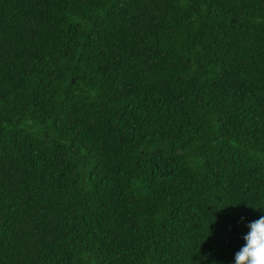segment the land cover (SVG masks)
Instances as JSON below:
<instances>
[{
    "label": "trees",
    "instance_id": "obj_1",
    "mask_svg": "<svg viewBox=\"0 0 264 264\" xmlns=\"http://www.w3.org/2000/svg\"><path fill=\"white\" fill-rule=\"evenodd\" d=\"M262 215L264 0H0V264H234Z\"/></svg>",
    "mask_w": 264,
    "mask_h": 264
},
{
    "label": "clouds",
    "instance_id": "obj_2",
    "mask_svg": "<svg viewBox=\"0 0 264 264\" xmlns=\"http://www.w3.org/2000/svg\"><path fill=\"white\" fill-rule=\"evenodd\" d=\"M247 228L244 245L236 252L234 264H264V215L249 223Z\"/></svg>",
    "mask_w": 264,
    "mask_h": 264
}]
</instances>
